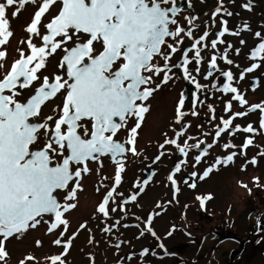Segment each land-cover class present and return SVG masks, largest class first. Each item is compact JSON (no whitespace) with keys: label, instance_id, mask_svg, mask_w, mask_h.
<instances>
[{"label":"snow or ice","instance_id":"obj_1","mask_svg":"<svg viewBox=\"0 0 264 264\" xmlns=\"http://www.w3.org/2000/svg\"><path fill=\"white\" fill-rule=\"evenodd\" d=\"M26 4L37 6L33 19L25 29L29 34L28 39L21 41L27 44L29 53L26 55L23 49H19L20 58L14 61L11 70L0 80V262L4 264L9 257L5 242L16 233L35 228L41 222L38 218L45 214H52L55 218L48 231L63 225L64 231L60 235H64L68 229V221L63 215L76 205L61 204L57 191L68 188L70 182L75 180V187L65 200L75 199L82 173L90 171L87 162L99 161L101 156L106 155H110L117 163V169L114 186L99 204L98 211L106 217L109 215V200L113 199V193L121 184V173L124 171L122 159L118 158H122L126 151L136 154L137 130L141 127L144 114L149 110L143 102L160 87L159 84L155 88L150 86L153 75L164 73L162 83H167L172 79L169 75L172 69L180 67L184 78L192 80L196 89H201L203 86L196 82L189 70L188 66L192 62L189 53L194 52L192 59L197 65L194 71L200 73L202 49H217L218 44L224 43L221 38L229 33L228 21L221 20L222 30L216 34L217 39H212L210 44L205 43L210 33L204 31L194 39L189 48L183 50V62L175 65L169 61L173 54L181 51L178 44L182 41L174 46L166 38L175 39L181 33L193 38L192 28L195 27L192 18H186L192 26L187 30L178 24L176 17L182 11L178 0H0V46L6 45L13 36L7 10L16 6L11 12V16L15 18L25 9ZM219 5L213 12V17L222 11L228 16L233 15L224 8L223 0H219ZM242 6L249 8L250 3ZM46 18L47 23H44ZM171 26H175L174 30ZM255 35L261 38V42L251 52V59L259 57L264 60V56H260L264 53V36L260 32ZM34 37L40 38V46L34 43ZM243 43L241 40V44ZM231 47L228 45L219 56V59L229 65L234 63L227 55ZM58 50L63 53L58 67L66 68V74H53L51 77L38 75L46 68L48 58ZM236 51L239 53V49ZM6 55V51H0V60ZM157 56L162 57L163 66L154 63ZM217 60V54H212L204 79L212 77L215 71L220 72L228 82L219 90L235 94L234 100L241 106L247 105L244 95L237 87L232 86L233 72L219 69ZM259 66L252 63L245 71L251 73ZM239 78L244 79L243 72ZM212 87L215 88L216 85L213 84ZM61 97V102L56 104L55 101ZM184 103L182 95L176 109L177 123L188 114L181 111ZM49 104L54 105L49 109L52 114L44 112ZM231 108L229 101L225 110L230 111ZM257 109L264 114V102L249 106L247 112L234 113L229 119L221 118L223 127H217L215 136L220 137L221 133L229 130L236 117L246 116L248 112ZM191 114L197 113L193 110ZM132 117L136 119V124L129 130L128 139L124 142L114 139ZM260 128L264 129V115L260 120ZM234 130L246 133L257 131L252 124L244 128L237 125ZM183 134L182 131L177 132L176 137ZM126 144L131 147L126 148ZM165 144L176 145L179 152L187 156L190 148L199 149L203 141L195 145H189L185 141L181 146L177 139H166ZM252 144L253 139L249 138L242 148L247 149ZM212 146L207 145L195 157L197 164ZM160 147L163 148L164 145ZM223 147L235 145L229 143ZM236 155V152H232L223 160L218 157L216 164L231 162ZM260 155L264 156V152ZM256 162L255 157L250 161L251 164ZM183 163L186 161L178 163L168 177L173 185L176 184L175 173L180 172ZM79 165L82 167H74ZM210 171L212 168L205 170L200 178L203 179ZM191 175L195 176L196 173ZM150 180L151 176L143 184L147 185ZM143 190L140 186L139 191ZM137 195L138 193L132 194L122 204L136 201ZM198 199L203 208L205 201L211 197ZM111 211L115 212L116 208ZM154 215L159 213L149 214L141 235L147 232L153 237L157 236L152 226ZM104 231L110 229L105 228ZM171 234L169 231L168 235ZM73 239L74 237H70L63 242L64 252L51 256V264H65L62 256L67 255ZM53 243L61 245L62 240L58 238ZM37 244L40 242L37 241ZM159 247L163 249L165 246L161 243ZM148 252L149 249L145 248L141 255H147ZM26 259L33 260L34 257L29 255ZM20 264H25V261H20Z\"/></svg>","mask_w":264,"mask_h":264},{"label":"rangeland","instance_id":"obj_2","mask_svg":"<svg viewBox=\"0 0 264 264\" xmlns=\"http://www.w3.org/2000/svg\"><path fill=\"white\" fill-rule=\"evenodd\" d=\"M194 1L198 5L202 3L201 0H194ZM241 3L242 4L245 3L244 0H241ZM242 8L249 11L245 7ZM186 15L187 14L185 13L182 14L181 17H183L182 18L183 20L186 19L185 17ZM247 16L250 18L248 21H246L245 16L242 17L240 16L239 12L234 11V14L231 16L228 15L226 16L225 14L220 16L217 15L214 17L215 19H217L216 20L217 24H214L213 26H209L208 32L210 33V35L205 41V43L210 44V41L212 39H217L216 34L222 30L221 20L228 21L227 27L229 28V33H226L225 36L221 38L224 40V43L218 44L217 49L213 50L210 47L202 49L201 55L203 57V60L201 61L200 65L202 66L201 68H203L204 70L200 71V73H196L194 71V69L197 66L195 60L192 59V57L194 56V52L189 53V59L192 60V62L188 67L189 70L192 72V75L195 76L196 82L200 83L203 86L201 89L199 90L196 89L194 85L193 92L191 91L189 92V85L188 88H186L184 84L181 83L176 84L175 82L173 83V85L165 86V88L161 91L160 93L162 94L160 96L161 101H157L158 99L151 100V104H153L151 108V114L149 113L151 120L154 123L155 116L160 114L163 120L162 126L163 128H166V126L170 127L172 124H173L172 126L178 125L177 123H175L174 120L175 116L169 117V114L170 113L177 114V111L174 112L175 107L177 109L180 97L184 94L185 104L184 107L181 109V111L187 112L188 114L187 116L185 115L183 117L181 122L183 127L190 128L189 132H191V134L189 133V139L191 140V142L196 141L195 143H198L200 141H203V144H201V147L199 149L193 148L194 150L197 151L198 154H200L203 151V149L207 147V145L209 144L213 145L210 149L213 152L219 151V149H221L222 152H227L230 149V147L228 148L222 147L223 145H226L225 142L227 141L234 142L236 144L239 153H241L240 148L249 138L253 139V145H254V146L253 145L250 146L251 154L254 155L258 154L260 150H262L261 153L264 152V129L260 128V120L262 115L264 114H262L259 109L255 111H251L250 112V115L252 113L251 117L247 116L249 112L246 116L236 117L233 120V125L229 128V130L221 133L220 137L215 136L217 127L218 126L223 127L221 118L216 117L218 113L222 115L223 119H229L234 113L246 112L245 110L246 107L241 106L238 101L233 99V96L235 94L225 93L219 90L222 89L224 83L228 82L227 79L220 74V72L215 71L212 77H209L207 80L204 79V75H206L208 71V62L210 61L211 55L217 54L218 68L224 71L231 70L233 72L234 80L231 82L232 86L237 87L239 92L244 95L245 99L249 97L250 98L249 102L253 103L252 105L261 104L262 102H264V93H263L264 92V60H261L259 57L255 60L251 59V52L256 47H258L259 43L261 42V38L257 37L255 33L260 32L262 36H264V23L262 21H258L257 18H251L249 15ZM236 32H238L239 34L238 35L231 34ZM195 35L196 33L193 35V38L182 36L180 37V41L182 39L189 38L188 42L193 43L194 39L199 37ZM230 39L233 42L234 39L236 40L238 39L239 42L243 40L244 43L246 41L253 42V46L246 52L245 51L239 52V56L240 58L242 57V60H244L243 56L248 55V59L249 61H251V63H257L260 66L256 68L253 72L247 73L245 70L250 66L247 65L246 67L245 65H241L242 61H238L239 60V58L237 57L238 53L234 48H230L227 54L228 59H231L234 62L232 65H229L224 60L219 59V56L224 53V50L227 47V44L225 42H228L227 40L231 41ZM243 47L244 46H242V48ZM179 53L181 54L182 52L180 51ZM181 55L179 56V64L183 62ZM260 56H264V53H261ZM180 71L183 73L181 68ZM242 72L244 73V79L241 80L239 77ZM213 84L216 85L215 88L212 87ZM197 97L199 98L198 100ZM229 101H231L234 111L227 112L224 115V113L221 112H223L222 110L226 109V106ZM155 102L158 104V107L155 106ZM193 104H195L194 109H193ZM247 105L251 106L250 104ZM204 108H208V110H206V112H202L199 116L198 114L197 115L191 114L193 110L196 112H200V109H204ZM160 109L161 111H159ZM253 114L254 115L256 114L255 115L256 118H254L255 121H251L253 118ZM210 121L212 123V127L210 128L209 134L207 135L202 134L200 136L201 138L200 137L195 138L197 135L195 137L194 135L197 134L198 132L199 134L203 133V131L204 133H206L204 127L206 128V126ZM204 122H206V125H204ZM248 124H252L253 127L257 129V131L255 133H246L243 131L234 130L235 126L237 125L240 126V128H244L247 127ZM162 134L165 136L166 135L165 131ZM167 168H164V170L162 171H157V174L155 176V179L158 178L159 176L160 181L162 183L161 185H163V187L165 185L169 186L168 183L169 179L166 180L167 172H168L166 170ZM152 171L154 170L153 169L152 170L148 169L146 171H144V169L138 170L137 175H139L140 177L138 178V180H146L148 179L149 176H151L152 179V177H154L151 174ZM245 174L248 175V173ZM254 174L255 176H252L253 177L252 179H254L255 183L251 180V174H249L248 178H245V180L241 182V185L238 188L236 187L237 191L235 189L233 192V187H231L230 182H228L226 185L227 190L224 187L225 185H221L223 194L218 195L221 199L219 201L216 200L217 190H214L213 191L214 194L211 195V200L214 203H212L211 201L210 208L205 210L204 215L201 214L200 216H197L195 214L194 217L193 212L195 210H201L200 208L201 206L200 207L196 206L195 202L189 200L190 198H192V196H187L181 199L180 198L175 199L172 197V199H170L169 201L171 202L172 205L170 203H166L167 206L171 207L175 211V215L172 217L166 216L165 221L162 224L160 223L158 225V228L162 226V230L166 232V236H163L160 239V242L162 240L161 243L164 244V246L169 250L170 253L173 254L176 253L178 255L176 256V258H172L171 261L172 264L176 261L177 262L179 261L178 264H192V262L194 261H195L194 264H227L228 262L231 263V252L237 249V244L235 242L237 238L249 239L248 242L250 243L248 245L251 246L252 248L251 250L253 252L258 253L259 255L262 252L261 256H264V167H262L261 171L255 172ZM89 175L90 176H87L85 178L86 181L84 188L85 189L88 188L89 190L99 188L101 184L100 183L101 178L99 174L90 173ZM174 179L176 181L177 180L180 181V183L182 184L181 185L182 189L186 188V183L185 181H182L179 174L175 175ZM242 185H247V187H244ZM187 187L190 188V185L188 184ZM185 194H189V193H185ZM91 195L93 194L91 192L89 193L87 190L85 192H78L76 198L74 199L76 201V208H72L64 213L65 216L64 219L68 221V225H74L77 224V222L81 223L85 221H90V219H93L94 215H97V213L93 210V208L88 206V204H90V201L87 202V199L91 198ZM237 200H239L238 203ZM165 201H167L166 197L162 198V202ZM230 203H232L233 205ZM191 209L192 212H190ZM124 212H125L124 218L129 217L130 219H133L134 217H137L139 219L138 223L142 227H145L144 217L147 215L149 216V214L153 213L139 209L135 210L134 212H127V211ZM38 219H40L41 222L35 228H28L26 231H23L21 233H16L5 242L6 250L9 252V257L6 260V264H20V261L22 260L25 261V264L51 263V261H48L50 260L48 257L44 259V257L41 255L37 256L38 254L45 253V249L42 248L40 245H38L37 241H39L40 244L42 242L46 243L48 246H50L53 243V239L56 237V233L51 234L48 231V228L50 227V224L54 222V219H51L49 216H43L42 218H38ZM241 220H244L246 222V225L242 229L240 228ZM173 221H175L176 225L185 226V227H188L187 222L189 221L190 223L193 224L190 227V231H189L190 233L193 234L192 238L193 237L197 238L198 236L204 234L206 236V239L203 241H199L197 239L191 240V238L183 239L186 236L176 235L178 236L176 237L178 239L177 243L173 245H168L164 243V241H166L170 237L168 235L169 231L172 232L171 235L176 233V231H174L175 229L174 226L172 225V223H170ZM129 223L131 224L132 221L129 220ZM203 223L204 225H202ZM210 230L211 233L209 234V236H207ZM214 231H219L223 233L222 236L223 235L224 236L223 237L217 236L214 233ZM128 233L130 238L131 237L135 238L138 233V230L137 228H134L133 231ZM198 233H200V235H198ZM230 236L232 237L235 236L234 240L229 238ZM0 239H2V237H0ZM34 239L36 240L35 243H33ZM230 239L232 241H230ZM46 240L49 241L46 242ZM243 242L245 241H242L240 244H242ZM157 245L158 244H156V246ZM60 247L61 248L59 249L58 247V249L60 253H63L64 247L62 246ZM130 247L128 248V245L127 247L122 245L120 249L121 251L124 250L122 253H127L130 251L137 252L139 249H141V248H135L134 244H132V246ZM159 253H161L159 250L155 252V254H159ZM29 255L33 256L34 259L27 260L26 257ZM185 256H187L189 259ZM62 259H64V256H62ZM148 263L149 261H144V264H148ZM236 263L242 264V261L239 260V257H236ZM0 264H4V262H0ZM65 264H68L66 260H65Z\"/></svg>","mask_w":264,"mask_h":264},{"label":"flooded vegetation","instance_id":"obj_3","mask_svg":"<svg viewBox=\"0 0 264 264\" xmlns=\"http://www.w3.org/2000/svg\"><path fill=\"white\" fill-rule=\"evenodd\" d=\"M179 2H180V0H178V4H179ZM15 7L16 6L10 7L7 10V15H8V18L10 20V30L13 32V36L9 38V42L6 45L0 46V51H6V53H7L6 57L4 59L0 60V64L3 65L2 67H0V80H2L4 75H6L11 70V67H12V64L14 63V61L20 58L19 57V51H18L19 49H23L25 51L26 55L29 53V49L27 47V44L21 43V41H26L28 39L29 34L25 31V29L30 24L31 20L33 19L34 13L37 10V6L32 5V4H26L25 9L22 10L21 13L17 17L13 18L11 16V12L15 10ZM183 13L187 14L185 16L186 18H192L191 13L184 9L178 14L176 19L178 20V24L187 30L189 27H192V26H190L188 24L186 19H184V20L182 19L183 17H181V16ZM46 17H47V14H46ZM44 23H47V18L44 20ZM193 25L195 26L192 28L193 35H194L195 34L194 31L197 27L195 25L194 21H193ZM171 27L174 30L175 26H171ZM182 36L188 37L185 33H181L175 39H173V38H166V39H167L168 43H171L174 46H176L177 42L180 41V37H182ZM188 39H186V38L182 39L181 40L182 43L178 44V47L181 49V52H182L181 54H183L184 49H187L192 45V43L188 42L189 41ZM33 40H34V43L37 44V46H40L42 44V41L38 37H34ZM165 50L170 51V49H165ZM179 52L172 55V59L169 61L170 64L179 65V56L181 55ZM62 55H63V53L58 50V52L56 54L49 57L47 60L46 68L43 69L41 71V73H38V75H41V76L47 75L50 77L53 74L65 75L66 74V68L60 69L58 67V64L61 60ZM154 63H156L158 66H163L164 61H163L162 57L157 56L154 58ZM169 75L172 76V79H170L167 83H162L164 73H161L159 76L153 75L152 83L150 86L155 88V86L157 84H159L160 87L158 90H156L152 94V96H150L148 98L147 101L143 102L144 105L147 106L149 110L147 113L144 114V120L141 124V127L137 130L138 134L136 137V144H135L136 154H133L132 152L129 151L125 156V160L123 161L124 171L121 173V177H122L121 184L117 187L116 192L113 193V199L109 200V204L107 206L108 210H109V215L106 217L102 213H100L98 211V206L104 200V197L106 196L108 191H110L114 186V178H115V174H116L117 163L112 161L109 156H105V157H100L99 161L90 160L87 162V165H88V168L90 169V171L88 173H82V176L79 179L80 187L76 191V196H77L78 192H85L86 190L89 193L91 192L93 194V195H91V198L87 199V202L90 201V204H88V203L87 204L89 207L93 208V210L97 213V215H94L93 219H90V221H85V222H81V223L77 222V224L68 225V229L66 232H64L63 236L60 235V233L64 231L63 225H61L57 229L51 231L50 232L51 234L56 233V237L53 239V242L59 238L62 240V244L56 245V244L52 243L50 246H48L46 243L42 242L39 245L45 249V253L38 254L37 256L41 255L44 257V259H46V257L50 258L53 255L61 254L59 251V249L61 248L60 246L64 247L63 242H66L70 237H74V239L72 240V243H73V241L75 242L76 240L80 239L82 244H85V246H82V250H84L86 248V246L88 245V243L94 242L96 244L99 242V241L95 240L96 234L99 235L102 240H105L106 242H108V245H109L108 247L111 248L110 254L112 253L116 257L115 258L109 257L110 260L101 259V261H99L100 257H99V252H98V246L94 244L93 245V251H88L87 254L84 256V257L90 259L89 264H133L136 259H138V261H137L138 264H144V261H149L148 264H151V263L160 264L158 262L165 263L166 261L169 262V263L166 262L167 264H172V262H171L172 258H176V256H178L176 253L175 254L170 253L166 247H164L163 249L159 247V245L162 242V240L160 242V239L163 236H166V232L163 231L162 228H160V227L158 228L159 224L155 223V220L159 219L160 217H163V216H171L172 217L175 215V211L171 207L166 205V203L171 204V202H169V201H170V199H172V197L175 199H177V198L181 199V198H184L187 196H192V198H190L189 200L192 202H195L196 206L200 207L201 203H200V200H198L197 198L207 196V192H206V189L198 187V186L188 188L187 183H186V188L182 189V187H181L182 184L178 180L176 181L175 185H173L172 182L170 180H168L169 186L165 185L163 187V185H161L162 183L160 181L159 176L156 179H155V176L157 174V171H162V170H164V168H167L170 166L169 168L166 169L168 171V172L166 171L167 177H169V175L174 172L175 167L178 163H180L181 161H186V163L181 164L180 172L175 173V175L179 174L182 181H187L185 178L186 176L189 178V180L192 178L199 179V181H198L199 184L204 186L206 178L204 177L203 179H201L200 177L203 176L202 170L205 167L206 160L208 161L210 159V155H208L209 154V152H208L207 155H205L201 158L200 163L197 164L195 162V157L197 155H200V154H198L197 151L194 150L193 148H190L188 150V155L185 156L179 152L176 145L165 144L166 139H169V140L170 139H177V143L180 144L181 146H183L185 141H187V143L189 145L190 144L191 145L196 144L195 143L196 141L191 142V140L189 139V133L191 134V132H189L190 128L183 127L181 121H180V123L176 122L177 114H174V113L169 114V117L175 116L174 117L175 123L178 124L176 126H172L173 125L172 124L170 127L166 126V128H163V126H162L163 120H162V117L160 114L155 116L154 123L151 120L150 114H151V108L153 105V104H151V100H153V99L157 100L158 99L157 101H161L160 96L162 94H160V93L165 88V86L173 85V83L176 82V84L181 83V84H184L186 88H188V85H189L188 79L184 78V74L180 71V67L173 68L172 72L169 73ZM183 97H185L184 94H183ZM180 99H181V97H180ZM61 100H62V97L57 99L55 101V103L59 104L61 102ZM156 102H155V106L158 107V104ZM138 103H140V102L138 101ZM161 105H162V103H161ZM53 106H54L53 104H49V106L47 108H44V112L46 114H52L49 111V109ZM159 106H160V104H159ZM206 110H208V108L200 109V112H196V111L195 112L199 116L202 112H206ZM220 110H222V109H220ZM159 111H161V109ZM175 111H176V107H175L174 112ZM222 111L223 112H221V113H224V115H225L227 112H233L234 108L232 107L230 111H226V110H222ZM185 113H187V112H185ZM216 117L222 118V115L218 113V115ZM135 124H136V119L134 117L129 118L127 126L125 128H122L117 133V136L114 139H117L120 142L126 141L128 139L129 130L132 127H134ZM204 125H206V122H204ZM211 127H212V123L210 121L208 123V125L206 126V128L204 127V130L206 133H204V131H203V133L199 134V132H198L197 134L194 135V137L197 135L195 138H198L202 134L203 135L209 134ZM164 131L166 134L165 136L162 134ZM180 131H182L184 134H183V136L177 138L176 133L180 132ZM161 145H164V147L161 148L160 147ZM126 147L130 148L131 145L126 144ZM157 157H159V159H156ZM74 167H82V165L74 166ZM141 169H144V171H146L148 169L154 170L151 172V174L154 177H152V179L150 180V182H148L147 185L143 184L144 180H138V178H140V177H139V175H137L138 174L137 172H138V170H141ZM193 172L196 173L195 176L191 175ZM90 173H92V174L98 173L99 174V176L101 178V182H100L101 184H100L99 188H95L92 190H89L88 188L87 189L84 188L85 181H86L85 178L87 176H90L89 175ZM167 177H166V180L168 179ZM75 183L76 182L74 180L71 183L70 187H68L64 191H61L58 194V197L60 199L61 204L69 203V204H75L76 205V201L74 199L68 200V201L65 200V197L68 195V193L71 191V189L73 187H75ZM138 183H139V186H137ZM189 185H191V184H189ZM140 186H142L144 188L143 192L139 191ZM177 189H179V190L177 191ZM150 191H152L153 194L151 196H148L147 193ZM137 193H138V195H137L136 201H130L127 204H122V202L125 199H128L132 194H137ZM185 193H189V194H185ZM76 196H75V198H76ZM165 197H166L167 201L162 202V198H165ZM147 198H149V199H147ZM163 204H165V205H163ZM157 205H159V207H157ZM121 207H123V210H121ZM74 208H76V206ZM112 208H116V211L115 212L111 211ZM162 208H164V209H162ZM200 208H201V210H195L193 212L194 217H195V214L197 216H200L201 214H203V215L205 214V210L209 209V200H206L204 207L203 208L200 207ZM70 209H72V208H70ZM137 209L146 210L147 212H153L152 214L159 213V215H154V219L152 222L153 230L157 233L156 237H153L150 233H147V232H145L144 235H141V231L145 227H142L138 223L139 219L137 217H134L133 219H130L129 217L124 218V213H125L124 211L134 212ZM190 212H192V209L190 210ZM64 217L65 216L63 215V218ZM147 217H148V215L144 217V222L146 221ZM129 220L132 221L131 224L129 223ZM170 223H172V225L174 226V228H175L174 231H176V233H174L173 235H170V237L166 241H164V243H166L168 245H173V244L177 243L178 239L176 237H178V236H176V235L186 236L183 239L191 238V240L197 239L199 241H203L206 239V236L204 234L200 235V233H198V235H200V236H198L197 238L196 237L192 238L193 234L190 233L189 231H190V227L193 224L190 223L189 221L187 222L188 227L178 226V225H176L175 221L170 222ZM81 225H85V227L81 228L80 227ZM202 225H204V223ZM105 228L110 229V231L105 232L104 231ZM134 228H137L138 233H137L135 238H132V237L130 238L128 232L133 231ZM159 230H162V233H160ZM210 233H211V230L208 232L207 236H209ZM214 233L217 236H222V234H223L219 231H214ZM225 237H227V236H225ZM234 237L230 236L229 238L234 240ZM231 239H230V241H232ZM131 240H135L133 242L138 241L141 244L137 245L136 243H131ZM248 240L249 239H238V238L235 240V242L237 244V249L233 250L231 252V263L228 262L229 264H237L236 263V257H239V260L242 261V264H264V260H263L264 256H261L262 252L260 255L256 252H253L251 250L252 249L251 246L248 245L250 243V242H248ZM47 241H49V240H46V242ZM170 241H171V243H170ZM242 241H245V242L240 244ZM35 242H36V240L34 239L33 243H35ZM132 244H134L135 248H141V249H139L137 252H131L130 251L127 253H122L124 251V250L121 251V249H120V247L122 245L126 246V247L128 245V248H129L130 246H132ZM156 244H158V245L156 246ZM114 245H115V247H114ZM117 245H119V247H117ZM58 247H59V249H58ZM115 248H117V249H115ZM145 248L149 249L148 254L147 255H141L142 250ZM57 249H58V251H57ZM157 250H159L161 253L155 254V252ZM115 252H117V253H115ZM133 255H134V257H133ZM129 257H131V258H129ZM185 257H187V256H185ZM64 259H65V256H64ZM181 259H182V256H181ZM48 261H50V260H48ZM178 262L176 261L173 264H178ZM194 263H195V261L192 262V264H194ZM49 264H51V263H49Z\"/></svg>","mask_w":264,"mask_h":264},{"label":"bare ground","instance_id":"obj_4","mask_svg":"<svg viewBox=\"0 0 264 264\" xmlns=\"http://www.w3.org/2000/svg\"><path fill=\"white\" fill-rule=\"evenodd\" d=\"M201 1L203 4L201 3L200 5H198L194 0H190V4L192 5L195 12L200 13L199 19L194 21L195 25L197 26L194 33H196L197 36L202 35L204 31H209L208 29L209 26H213L214 24H217V21H216L217 19H215L212 14L213 12H215V9L218 6H220L219 0H201ZM244 2L245 3L242 4L241 0H234V2L233 0H223V6L224 8L227 9V11H230L233 14H234V11L239 12L240 16L246 17V21L250 19L247 16L249 15L251 18H257L258 21H262L264 23V14L259 4L250 3V7L247 8L249 11H247L244 8H242L243 7L242 5L249 4V2L248 0H244ZM263 10H264V2H263ZM204 11H207V12L204 13ZM220 15H225V13L221 12L220 14H218V16ZM227 41L228 42H225L227 46L231 45L232 46L231 48H234L235 50L239 49V52H243V51L246 52L253 46V42H249V41H246L244 45L241 44V42H239L238 39L237 40L234 39V42L232 40L231 41L227 40ZM242 46L244 47L242 48ZM237 57L239 58L238 61H242L241 65H245L246 67L247 65L251 66L252 63L251 61H249L248 55L243 56L244 60H242V57L240 58L239 53ZM199 67H200V71L204 70L203 68H201L202 67L201 65H199ZM188 84H189V92L190 91L193 92L195 83L189 79ZM152 194H153L152 191L147 193L148 196H151ZM165 219H166V216L160 217L159 219L155 220V223L162 224L165 221ZM245 225H246V222L244 220H241L240 228L241 229L244 228ZM160 228H162V226H160ZM159 232L162 233V230H159ZM95 240L99 242L96 244L94 242L88 243V245L86 246L84 250H82V246H85V244H82L80 239L76 240L75 242L73 241V243L71 244V247L68 249L67 255L65 256V260L68 262V264H89L90 259L84 256L87 254L88 251H93L94 244L98 246V252H99V257H100L99 261H101V259L110 260L109 257L115 258L113 254H110L111 248L108 247L109 246L108 242H106L105 240H102L100 236L97 234L95 235ZM131 243H136L137 245L141 244L138 241L133 242V240H131ZM137 261L138 259H136L133 264H138ZM166 262L169 263L168 261ZM166 262L165 263L158 262V263L167 264Z\"/></svg>","mask_w":264,"mask_h":264},{"label":"crops","instance_id":"obj_5","mask_svg":"<svg viewBox=\"0 0 264 264\" xmlns=\"http://www.w3.org/2000/svg\"><path fill=\"white\" fill-rule=\"evenodd\" d=\"M246 100L248 101V104H250V105L253 104V103L249 102V100H250L249 97L246 98ZM245 107H246L245 110L247 112L249 105H245ZM251 115H252V113H251ZM251 115L249 112V114L247 116L251 117ZM255 115L253 114V118L251 121H255L254 120V118H256ZM225 143L226 144L230 143L232 145H235V147H230L229 150H231V151L228 150L227 152H222L221 149H219V151L213 152L210 150L211 148L208 149V152L210 151L208 154V155H210V159L208 161L206 160L205 167L203 168L202 171L204 173L205 170H207L208 168H212V171H210L209 174L207 176H205L206 179H205V185L204 186L199 184V182H198L199 179L192 178L189 180V178L187 176L185 177L187 180V184H195L198 187L206 189L207 196H210V197H211V195L214 194V192H213L214 190H217L216 191L217 196L223 194V191L221 189V185H225L224 187L227 190L226 185L228 182L231 183V187H233V192H234L236 187L238 188L241 185V182L243 180H245V178H248L249 174H251V180L254 182V179H252L253 178L252 176H255L254 173L261 171L262 167H264V157H262V155H260L262 150H260L258 152V154H255V155L251 154V151H250L251 145H250L247 149H244L241 147L240 148L241 153H239V151L236 147V144L234 142L227 141ZM232 152H236L237 155L233 158V160L231 162L216 164V160L218 157L221 160H223L228 155H230ZM254 157H255L257 162L255 164H251L250 161ZM245 173H248V175H246ZM219 177H221V178H219ZM239 177H240V179H239ZM249 185H250V183H249ZM214 187H215V189H214ZM241 188H243V187H241ZM236 191H237V189H236ZM217 196H216V200L217 201L221 200L220 197L219 196L217 197ZM211 201L212 200L209 199V208L211 205ZM238 202H239V200H237V203ZM212 203H214V202L212 201ZM230 204H232V203H230Z\"/></svg>","mask_w":264,"mask_h":264},{"label":"water","instance_id":"obj_6","mask_svg":"<svg viewBox=\"0 0 264 264\" xmlns=\"http://www.w3.org/2000/svg\"><path fill=\"white\" fill-rule=\"evenodd\" d=\"M249 3H258L259 6L262 8V11H263V14H264V10H263V2L264 0H248ZM178 6L182 9V10H187L191 13V16H192V19L193 21H196L199 19L200 17V13L198 12H195V10L193 9L192 5L190 4V2L188 0H180ZM207 11H204V13H206ZM126 146V145H125ZM127 148V147H126ZM129 151H126L124 154H123V157L122 158H118V159H122V162L125 160V156L126 154L128 153ZM131 152V151H130ZM106 156H109L111 158V160L113 161L112 157L110 155H106ZM101 157H105V156H101ZM115 162V161H114ZM72 182H70V185H71ZM69 185V187H70ZM67 189V188H66ZM65 190V189H63ZM63 190H58L57 191V198L58 200L60 201L59 197H58V194L63 191ZM44 216H49L50 218L52 219H55L54 216L52 214H45Z\"/></svg>","mask_w":264,"mask_h":264}]
</instances>
